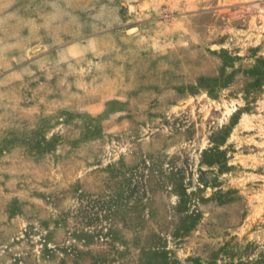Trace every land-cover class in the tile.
I'll use <instances>...</instances> for the list:
<instances>
[{"label": "rangeland", "instance_id": "1", "mask_svg": "<svg viewBox=\"0 0 264 264\" xmlns=\"http://www.w3.org/2000/svg\"><path fill=\"white\" fill-rule=\"evenodd\" d=\"M0 264H264V0H0Z\"/></svg>", "mask_w": 264, "mask_h": 264}, {"label": "trees", "instance_id": "2", "mask_svg": "<svg viewBox=\"0 0 264 264\" xmlns=\"http://www.w3.org/2000/svg\"><path fill=\"white\" fill-rule=\"evenodd\" d=\"M209 163H210V166H213V165L215 164L213 161H212V162H209ZM207 183H208V181H206V182L203 183V184H205V186H206V185H208ZM190 216L192 217L193 215H190Z\"/></svg>", "mask_w": 264, "mask_h": 264}, {"label": "bare ground", "instance_id": "3", "mask_svg": "<svg viewBox=\"0 0 264 264\" xmlns=\"http://www.w3.org/2000/svg\"><path fill=\"white\" fill-rule=\"evenodd\" d=\"M131 32V31H130Z\"/></svg>", "mask_w": 264, "mask_h": 264}]
</instances>
